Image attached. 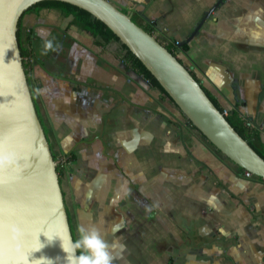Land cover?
Here are the masks:
<instances>
[{
  "label": "crops",
  "instance_id": "obj_1",
  "mask_svg": "<svg viewBox=\"0 0 264 264\" xmlns=\"http://www.w3.org/2000/svg\"><path fill=\"white\" fill-rule=\"evenodd\" d=\"M111 1L123 9L136 7L149 20L172 6L179 12L193 8L192 0ZM210 15L186 41L187 48H179L180 59L224 108H233L256 128L264 147V34L254 37L251 18L237 20L235 15L221 21ZM20 23L33 36L29 83L51 150L58 156L73 154L65 161L61 187L65 205L70 214L74 211L75 238L80 224H95L105 234L113 264H137L136 253L130 255L136 252V238L129 235L136 233L135 217L127 209L136 202V193L129 191L136 192L140 184L124 170L119 156L132 168L136 162L148 167L154 189L150 196L144 194L156 209H145L143 217L150 225L157 220L168 224L164 230H149L143 264H264V178L246 176L244 168L190 131L188 121L173 123L161 114L136 116V111L168 99L158 100L156 87L124 67L116 44H102L73 15L55 6H34L22 13ZM195 24L186 22L182 34L188 37ZM46 40L58 50L42 55ZM82 47L94 60L82 56ZM140 84L149 94L145 101L136 99ZM113 103L121 107L117 112L111 110ZM107 116L113 125L103 130ZM113 163L126 179L115 194ZM176 200L186 207L177 211L172 205ZM118 203L124 207L121 214L114 211ZM129 219L132 228L126 224ZM210 219L214 229L203 234L199 228ZM225 223L234 226L229 235L221 234ZM239 246L244 254L238 256L233 250Z\"/></svg>",
  "mask_w": 264,
  "mask_h": 264
},
{
  "label": "water",
  "instance_id": "obj_2",
  "mask_svg": "<svg viewBox=\"0 0 264 264\" xmlns=\"http://www.w3.org/2000/svg\"><path fill=\"white\" fill-rule=\"evenodd\" d=\"M37 1L0 0V142L16 155L15 165L0 172L4 178L0 183V264H48L42 257L64 264L59 239L49 243L45 236L70 229L56 161L36 111L16 37L20 16ZM64 1L101 19L213 146L238 166L264 178V158L227 121L189 68L133 20L131 12L111 0ZM221 1L210 6L185 41Z\"/></svg>",
  "mask_w": 264,
  "mask_h": 264
},
{
  "label": "rangeland",
  "instance_id": "obj_3",
  "mask_svg": "<svg viewBox=\"0 0 264 264\" xmlns=\"http://www.w3.org/2000/svg\"><path fill=\"white\" fill-rule=\"evenodd\" d=\"M192 1H193V8L188 9L186 12L185 11L179 12V11L175 10L174 8H172L173 7L172 6V7L168 8L164 13H162L156 17H152L150 19V21L153 23V25H152L153 34L163 42H167L170 40H179L181 37H182V39L187 37L186 34H182V33H184V27H186L185 23L190 21V20H193L194 23L197 24V22L203 16V14L206 12V10H208L210 8V6H212L216 0H192ZM125 9L128 12H131L133 14V16L135 17V19L140 24L145 23L146 19L141 15V11H138L136 9V7H132V8L126 7ZM184 13L187 14V18L185 17ZM235 15H236L237 20H244L246 18L252 19L253 26L251 29H252V34L254 35V37H256V35L264 34V0H222L214 8V11L211 13L209 18L220 19L221 21H224V20L228 21L229 19L234 18ZM189 30H191V29H188V31ZM223 30H227V27H224ZM241 34H243V33H241ZM179 48H181V47L179 46L176 49V53H177V56L179 58H181V54H180L181 52H179ZM116 49L118 51V45H117ZM91 54H92V52L85 50L82 47V56H84V57L89 56V57H91L90 58L91 60H94V57ZM178 54H180V56ZM182 58H183V55H182ZM146 83H147V85H149L147 80H146ZM144 89L145 88H143V86L141 84H140V88H137V92H139L136 94L137 100L145 101V99H149V94L147 92V89H145V90ZM157 91H159V90H157ZM98 99L100 100V98H98ZM157 99L163 100L164 98H162V96L160 94H157ZM136 103L148 105L147 103H149V102H136ZM114 106H115V104L113 103L112 108H111V110H113V111L114 110L116 111L117 109L121 108V107L115 108ZM133 108H135V107H133ZM149 109H148V111H146V110L136 111V116H143V115L149 116L152 114H154L156 116V115L161 114V115L166 116L173 123L175 122V123H179V124H187L186 119L182 116L179 109L170 100H168L167 102H153L152 107H149ZM124 114L129 115L126 112H124ZM110 119H111V117H108L106 123H104L102 121L103 130H104V128L110 129L112 127L113 123L110 122ZM188 129L190 131H192L193 133H195L197 136H199V137L202 136L190 124L188 125ZM140 130H141V128H140ZM142 130H144V129H142ZM202 138L204 139V141L206 142V144L208 146H211L210 143L203 136H202ZM213 148H215V147H213ZM214 150L216 152H219V151H217V149H214ZM224 159L227 160V158H225V157H224ZM57 160H58V155H57ZM65 161H66V158H65ZM118 162L122 166H124V170L128 173V175L136 178V182H139V184L141 186L140 187V186L136 185V189H137L136 192H135V190L129 191V194H133V193L135 194L136 193V202H134L135 204L131 203L129 209H127V210H129L128 212H130V211L134 212L131 215L132 216L134 215V217H135L134 222L136 223V233H134L133 231H130V233H129L131 238H134V239L136 238V240L133 241V243L136 244V252L134 250L131 252V250H130V252H131L130 255H132L133 253H136L137 264H138V262L140 264H143L144 259L147 257L146 254L148 252V249H146V247L149 244L148 243L149 242V238H148L149 230L151 229L152 231H154V228H156L157 230H164V229H167L168 226H166V225H168V224H166L164 222H160L159 220H157V223L153 222L150 225L149 224L150 220H147L143 217V213H144L145 209H146V211L147 210L154 211L156 209V207L154 205H151V207L149 206L148 197L146 196V195L150 196V194H151L150 192L152 191V189H154L152 186L154 179H153V176L150 174L148 167H145L144 164L138 165V162H136V168H132V165H127L126 164L127 162H124V159H122V157L120 158L119 156H118ZM113 165H114L113 176H112L113 177V193L115 194V191L118 190V188L120 189V187H119V185H121L120 183L123 182V180L126 181V179H125V177H123L120 170L115 167V163H113ZM63 169H64V167L62 168V170ZM125 184L126 183H123V186L121 185V187H124ZM127 199L128 200L132 199V196H128ZM174 204H176L178 206V208L175 207L177 211H181L182 207H186V206L181 204V200L177 201L176 203H173L172 205H174ZM121 205L122 204H120V203L114 204V211L121 214L124 211V207H121ZM71 216H72V220H73V217L75 216L74 211L71 212ZM126 221H127V223H126L127 226L129 228H132L133 225L131 222H133V220L129 219ZM192 221H196V220L192 219ZM190 223H192V222H190ZM194 223L195 222H193V224ZM214 223H215L214 220L210 219L209 224H208V221H206L202 225V227H200L199 229H203L205 231V232H203V234H206V233L209 234V232L214 229V225H215ZM233 227L234 226H232L230 223L223 224V227L220 228L221 234H224V235H229V233L231 234ZM213 247L214 246H212V248ZM240 247L241 246H239L237 251L233 250V252L238 254V256L241 252ZM160 252H162V251H160ZM151 253H152V251H151ZM241 253L244 254L243 251ZM244 258H243V260H244ZM157 261L161 262L159 260H157ZM248 264H251V262H248Z\"/></svg>",
  "mask_w": 264,
  "mask_h": 264
},
{
  "label": "trees",
  "instance_id": "obj_4",
  "mask_svg": "<svg viewBox=\"0 0 264 264\" xmlns=\"http://www.w3.org/2000/svg\"><path fill=\"white\" fill-rule=\"evenodd\" d=\"M34 6H39V7H41V6H55V7H58L60 9H62L63 11H65L66 13L73 15V18L77 22H79L94 38L99 39L102 42V44L106 45V44H110L111 42H115L118 45V57H119L120 61L123 63L124 67L128 70L135 71L137 74L142 76L145 80H147L152 86L156 87L160 91V95L162 97L172 101L169 94L159 84V82L151 74V72L145 67V65L133 54V52L120 40V38L101 19H99L98 17L93 15L91 12L87 11L86 9H84L78 5H75L73 3H70V2L64 1V0H39L37 2H34L32 5H30L26 10H28ZM120 9L125 11V12H128L127 10H125L123 8H120ZM131 18L133 20H136L133 15H131ZM142 26L148 32L153 33L152 26L149 25L148 23L142 24ZM16 37H17V41L19 44L20 54L22 57V62H23V66H24L26 76H27L28 84L30 86L29 70H30V64H31L32 59H33V46H32L33 36H32L31 31H29V30H27L26 32L23 31V29L21 27V23H20V18L18 20L17 27H16ZM157 39L159 41H161L158 37H157ZM161 42L166 46V48L170 52H172L176 56H177L176 49L179 46L183 49L187 48V42L186 41H179L176 44H173L170 41H167V42L161 41ZM178 59L182 62V60L179 57H178ZM189 71L194 76V78L200 83L203 90L206 92V94L209 96V98L214 102V104L218 107V109L221 112H223L224 107L217 101V99L211 94V92L199 81V78L196 76V74L191 69H189ZM30 90L32 93L31 87H30ZM32 96H33V93H32ZM33 100H34V97H33ZM34 103H35V107H36L38 117L42 123L44 132H45L46 137H47V132H46V129L43 125L41 115H40V112H39V109L37 107L35 100H34ZM181 114L186 119V121H188L189 124L194 129H196L195 126H193V124H191V122L186 118V116L182 112H181ZM224 115H225L227 121L234 127V129L264 158V147L256 139V137H257L256 128L254 126H252L249 122H246L233 108L228 109L227 112L224 113ZM197 131L199 132V130H197ZM47 139H48V137H47ZM207 141L209 142V140H207ZM52 155H53L54 160H56L57 155L53 151H52ZM64 156H65L66 160H69L73 157V154L71 152H69L67 154H64ZM240 168H242V167H240ZM56 170L58 172L59 182L61 184V172H62V170H61L59 163H56ZM260 178H263V177H260ZM62 192H63V189H62ZM63 195H64V192H63ZM65 207H66V211H67V215H68V221H69L72 237L74 240L76 238H75L74 230H73V226H72L71 214H70L66 205H65Z\"/></svg>",
  "mask_w": 264,
  "mask_h": 264
},
{
  "label": "clouds",
  "instance_id": "obj_5",
  "mask_svg": "<svg viewBox=\"0 0 264 264\" xmlns=\"http://www.w3.org/2000/svg\"><path fill=\"white\" fill-rule=\"evenodd\" d=\"M58 48L59 46L55 45L52 40H46L42 55L57 51ZM15 163V153L7 150L6 146L0 142V172L13 167ZM3 182L4 178L0 177V183ZM45 237L49 243L54 239H59L60 248L65 253L64 264H113V258L109 252V243L104 238L105 234L95 224H80L76 229V239L74 240L71 230L67 227L63 229V234L56 233L50 237ZM56 259L58 261L60 258L57 257ZM40 260L54 264L52 260L44 257Z\"/></svg>",
  "mask_w": 264,
  "mask_h": 264
},
{
  "label": "built area",
  "instance_id": "obj_6",
  "mask_svg": "<svg viewBox=\"0 0 264 264\" xmlns=\"http://www.w3.org/2000/svg\"><path fill=\"white\" fill-rule=\"evenodd\" d=\"M170 42H172L173 44H176V43H178L179 41H178V40H170ZM227 110H228L227 108H223V114L226 113ZM55 161H56V163H59V164H60L61 170H62L63 167H65V166H64V165H65V158H64V156H58V160L56 159ZM244 174H245L246 176H250V175L253 174V173L250 172V171L247 170V169H244Z\"/></svg>",
  "mask_w": 264,
  "mask_h": 264
},
{
  "label": "flooded vegetation",
  "instance_id": "obj_7",
  "mask_svg": "<svg viewBox=\"0 0 264 264\" xmlns=\"http://www.w3.org/2000/svg\"><path fill=\"white\" fill-rule=\"evenodd\" d=\"M131 15H133V14L131 13ZM146 23H148V24L151 25V26L153 25V23H152L150 20H148V21L146 20L144 24H146ZM141 25H142V24H141Z\"/></svg>",
  "mask_w": 264,
  "mask_h": 264
}]
</instances>
